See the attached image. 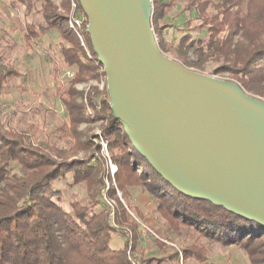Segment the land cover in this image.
Wrapping results in <instances>:
<instances>
[{
	"label": "trees",
	"instance_id": "16d2710c",
	"mask_svg": "<svg viewBox=\"0 0 264 264\" xmlns=\"http://www.w3.org/2000/svg\"><path fill=\"white\" fill-rule=\"evenodd\" d=\"M34 1L40 4L44 28L39 27V31L28 27L24 40L29 43L42 35L57 33L62 65L73 69L66 87L59 89V100L74 140V153L92 148L89 141H80L85 135L78 131L79 125L103 123L102 136L116 166V187L123 199L129 198L130 190L140 188L152 196L157 214L170 230L184 229L207 241L235 246L245 254L249 264H264V228L222 207L175 191L133 149L118 122L108 127L111 110L106 85L104 92L92 85L84 91L74 88L76 84L97 82L100 77L105 80L92 51L87 21L78 0L77 10L84 18L83 33L87 35L84 39L91 59L68 28V0L62 4L65 14L56 13L57 7L48 0ZM152 3L151 25L156 38L160 34L157 23L169 5L162 0ZM185 9L196 11L208 38L205 41L181 38L177 53L185 62L180 63L200 70L204 62L222 57L218 72L228 74L245 92L264 99V0H246L244 5L239 0H188ZM158 47L162 52V47ZM189 54L197 61H187ZM14 75L11 71L0 73V91ZM87 107L92 114L87 113ZM66 154L36 146L27 134L0 123V264H130L125 254L127 241L118 250L112 249L110 243L127 226L133 234L131 246L136 247L138 225L111 189L108 195L117 202L113 213L116 229L113 228L106 211L100 208L101 163L93 157L71 160ZM12 164L18 166V172H12ZM69 175L72 185H85L87 197L71 201L70 210H66L52 200L61 199L60 193H48L46 189ZM135 212L137 218L143 217L139 210ZM179 251L184 262L191 259L203 264L206 260L205 248L196 242ZM173 256L177 257L178 252Z\"/></svg>",
	"mask_w": 264,
	"mask_h": 264
},
{
	"label": "water",
	"instance_id": "95a60500",
	"mask_svg": "<svg viewBox=\"0 0 264 264\" xmlns=\"http://www.w3.org/2000/svg\"><path fill=\"white\" fill-rule=\"evenodd\" d=\"M111 120L178 193L264 228V100L160 51L151 0H78Z\"/></svg>",
	"mask_w": 264,
	"mask_h": 264
},
{
	"label": "rangeland",
	"instance_id": "374dc122",
	"mask_svg": "<svg viewBox=\"0 0 264 264\" xmlns=\"http://www.w3.org/2000/svg\"><path fill=\"white\" fill-rule=\"evenodd\" d=\"M162 1L169 6L165 8L162 19L157 23L160 31L155 38L157 45L162 47V52L168 57L183 62L184 58L177 53L181 38L187 36L191 40L205 41L208 38L206 27H201L202 21L196 11L185 9L188 0ZM239 1L242 5L246 2V0ZM48 2L57 7L56 13H66L62 8L63 0H48ZM39 5L34 0L25 3L22 0H0V73L11 71L15 74L4 82L0 91V123L4 127L27 134L36 146L50 150L54 148L67 153L71 160L93 157L101 163L103 188L100 191V208L106 211L108 223L116 229L113 215L110 213L111 210L114 213L117 202L108 195L113 189L119 203L138 225L136 230L138 243L136 247L132 246L131 256L136 263L138 262L137 264H201L191 259L184 262L180 258L179 251L176 250V248L181 250L194 242L206 250V260L203 264H249L245 254L235 246H222L184 229L177 232L170 230L167 223L157 214L154 199L144 190L132 189L129 191V198L123 199L116 187L115 174L112 175L110 172V167L115 164L109 156L107 143L102 136L103 123L79 125L78 131L85 135L80 141H89L92 143V148L77 150L74 153V140L67 127L68 119L59 100V89L66 87L69 79L66 74L73 72V69L62 65L59 54L61 45L57 33L42 35L39 39H31L29 43L23 37L28 27H32L33 30L44 28ZM68 13L69 11L67 16ZM83 36L87 38L84 33ZM188 56L187 61H197L195 56L190 54ZM222 59V57L211 58L202 64L200 70L194 67L188 68L218 79L231 80L228 74L218 72ZM103 80L100 77L97 82L76 84L74 88L77 91H84L92 85L98 86L99 90L104 92L106 83ZM249 94L253 95V93ZM18 171V166L12 164V172ZM71 183L72 176L69 175L63 180L51 183L46 189L48 193L55 191L60 193L58 196L61 199L53 197L52 200L66 210H70L71 201H82L87 197L84 184ZM105 198L113 208L105 204ZM136 209L140 211L142 218H137ZM125 229L122 232L117 230L118 234L113 236L110 243L112 249L122 248L124 241H127V247L132 244L131 229L127 226ZM126 236H130L129 239H126ZM176 251L177 257L173 256ZM149 259L151 260L147 262Z\"/></svg>",
	"mask_w": 264,
	"mask_h": 264
},
{
	"label": "built area",
	"instance_id": "2783aa9c",
	"mask_svg": "<svg viewBox=\"0 0 264 264\" xmlns=\"http://www.w3.org/2000/svg\"><path fill=\"white\" fill-rule=\"evenodd\" d=\"M69 4H70L69 5V13H68V16H67L68 28L74 33L77 41L79 42V44H80L81 48L83 49V51L85 52L86 56L89 59H91L89 48H88V46H87V44L85 42L84 36H83V31H84L83 22H84V18L77 10V2H76V0H69ZM66 76L68 78H71L73 76V72H67ZM83 103L86 104V100L85 99L83 100ZM87 113L88 114H92V110L90 108H88V107H87ZM105 148H106V145H105ZM116 170L117 169H116L115 166L112 165L110 167V172L112 173V175L115 174ZM104 202H105V204L108 207L113 208V205L109 202L108 199L105 198ZM110 214L113 215V210H111ZM163 242H165L167 244H170L173 247L175 246V245H173L171 243H168L166 241H163ZM177 251H179V249H177ZM179 253H180V251H179ZM125 254H126V258H127V260L129 261L130 264H137L138 263V262L136 263L135 259L133 257H131L133 255L132 246L131 245H128V247L126 248ZM180 258H182L181 257V253H180Z\"/></svg>",
	"mask_w": 264,
	"mask_h": 264
},
{
	"label": "crops",
	"instance_id": "0c3cea01",
	"mask_svg": "<svg viewBox=\"0 0 264 264\" xmlns=\"http://www.w3.org/2000/svg\"><path fill=\"white\" fill-rule=\"evenodd\" d=\"M176 247V246H175ZM176 250H177V248H176ZM152 252H155V251H152ZM170 263V262H169Z\"/></svg>",
	"mask_w": 264,
	"mask_h": 264
}]
</instances>
